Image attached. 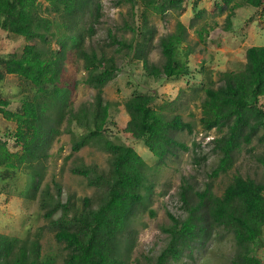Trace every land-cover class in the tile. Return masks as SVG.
Wrapping results in <instances>:
<instances>
[{
	"label": "trees",
	"instance_id": "1",
	"mask_svg": "<svg viewBox=\"0 0 264 264\" xmlns=\"http://www.w3.org/2000/svg\"><path fill=\"white\" fill-rule=\"evenodd\" d=\"M101 1L0 0V30L26 42L19 54L0 55V115L15 124L6 139L19 148L12 152L7 140H0V180L22 171L29 174L31 198L36 199L39 193L43 218L57 228L54 238L63 246V264H125L135 247L131 228L136 207L150 197L154 188L149 177L152 170L155 174V168L149 167L132 145L116 144L107 135L111 104L105 101L103 90L117 77V55L140 61L146 77L160 82L187 76L188 57L193 51L187 44L186 27L178 23L175 32L159 38L162 65L156 66L148 58L155 35L149 25V10L163 14L171 7L181 8L183 0H132L140 9L131 14L132 38L117 39L108 33V49L95 50L88 42L99 24ZM235 1L220 0L232 11L238 7ZM42 2L47 3L45 8ZM244 3L261 8L264 0ZM70 57L80 64L83 74L71 87L63 80ZM242 63L237 71L220 73L218 86L209 82L199 87L204 98L198 122L204 132L216 133L210 150L220 155L213 177L231 169L234 154L254 139L264 146V106L260 102L264 97V46L247 48ZM8 75L22 79L29 91L15 111L8 109L9 100L2 99ZM80 84L94 91V96L91 103L74 109L72 97ZM154 101L150 95L128 98L123 104L128 121L117 131L141 142L160 165L176 149L189 150L175 139V133H191L192 126L180 116L168 120L154 109ZM64 123L65 130L61 128ZM63 133L71 136V153L96 147L110 155L107 172L99 174L89 167L73 171L90 185L105 190L96 208L87 198L80 211L69 199L62 202L61 185L55 181L52 191L49 185L41 189L49 151ZM256 160L264 170V154ZM185 187H180L183 205L179 209L184 213L186 209L188 216L179 221L181 215L168 213L174 223L170 241L149 264L177 263L190 246L201 245L202 251L218 233L229 236L234 243L229 264H264L254 254V247L264 241V178L256 181L237 173L220 196L207 188L197 195L199 200L194 206L188 202ZM57 213L58 218L53 220ZM149 213L156 216L153 210ZM42 231L39 228L27 239L0 234V264H56V256L42 252ZM195 251L190 250L186 257L193 259Z\"/></svg>",
	"mask_w": 264,
	"mask_h": 264
},
{
	"label": "rangeland",
	"instance_id": "2",
	"mask_svg": "<svg viewBox=\"0 0 264 264\" xmlns=\"http://www.w3.org/2000/svg\"><path fill=\"white\" fill-rule=\"evenodd\" d=\"M101 2L99 24L96 26L95 35L88 42V45L97 51L108 49V33L117 39L130 40L133 35L130 27L134 26L131 14H135L136 9L140 10L137 1ZM234 4L238 7L232 11L230 7H224L220 0H183L181 8L171 7L163 14L149 10V25L155 29L152 47L149 48V61L156 66L162 65L159 38L175 32L177 24L180 23L186 27L187 44L193 50L188 57L187 76L156 82L146 77L140 61L117 55V77L103 90L105 101L111 104V124L108 125L107 135L116 144L132 145L141 159L149 167L155 168V174L152 170L149 177L154 182L153 191L150 197L145 198L142 204L136 207L131 228L135 247L125 264L152 263L168 246L169 232L174 228L168 213H177L174 207L168 206L175 202L180 204L181 186H186L188 202L194 206L199 200L197 195L207 188L215 196H220L237 173L256 181H262L264 178L263 167L256 160L257 156L264 154V146L257 144L255 139L250 146H244L240 152L234 154L231 169L213 177L220 155L210 150L208 139L215 137L216 133L204 132L198 122L200 101L204 98L199 87L209 82L218 86L220 73L241 68L247 48L264 46V5L261 8H253L246 5L244 0H236ZM42 5V8H45L47 3L42 2ZM25 44L23 38L0 30V55L19 54ZM80 68V64L71 57L65 63L63 80L70 87L83 75ZM1 93L2 99L10 102L8 109L15 111L29 91L22 79L8 75L5 76ZM134 95L155 97L154 109L168 120L180 116L182 121L191 124V133L187 130L175 133V139L189 148L187 152L176 149L173 156H169L159 165L157 159L141 142L137 143L120 130L117 131V128L125 127L128 121L123 104ZM93 96L94 91L80 84L72 97L74 109L82 103H91ZM260 102L264 106V97ZM15 127L14 123L6 121L0 115V140H7L12 152L18 151L19 148L14 146L12 140L6 139V135L13 132ZM61 128L65 130L66 123ZM197 145L200 147L195 148ZM49 155L45 162V177L41 189L49 185L52 191L55 181L61 185L62 202L69 199L74 209L80 211L83 208V200L87 198L90 205L96 208L105 190L90 185L84 176L74 174L73 171L89 167L99 174L107 172L110 168V155L96 147H86L77 153H71V136L68 133H63L54 141ZM30 183V176L25 171L0 180V234L27 239L39 228H43L42 252L56 256V264H63V246L58 245L54 238L57 228L43 218V211L39 207V193L36 194V199L31 198ZM150 210L155 212V217L150 216ZM58 216L57 213L53 220ZM187 216L185 209V213L182 211L178 220L183 221ZM207 246L202 251L201 245L190 246L181 260L172 264H229L235 251L232 239L222 233L215 235ZM193 249H196L192 255L193 259H188L186 255ZM254 254L264 263L263 240L254 247Z\"/></svg>",
	"mask_w": 264,
	"mask_h": 264
},
{
	"label": "built area",
	"instance_id": "3",
	"mask_svg": "<svg viewBox=\"0 0 264 264\" xmlns=\"http://www.w3.org/2000/svg\"><path fill=\"white\" fill-rule=\"evenodd\" d=\"M169 208H172V207H174L175 209V212H177V213H174V215H177V214H179V215H181V209H179L180 207H181V204H178L177 202H175L174 204H169V206H168Z\"/></svg>",
	"mask_w": 264,
	"mask_h": 264
},
{
	"label": "clouds",
	"instance_id": "4",
	"mask_svg": "<svg viewBox=\"0 0 264 264\" xmlns=\"http://www.w3.org/2000/svg\"><path fill=\"white\" fill-rule=\"evenodd\" d=\"M211 141H212V138H209V139H208V143H209L208 145H209V147H211V145H210ZM179 202H180V201H179ZM180 204H181V203H180ZM181 207H182V204H181ZM181 210H182V209H181Z\"/></svg>",
	"mask_w": 264,
	"mask_h": 264
}]
</instances>
